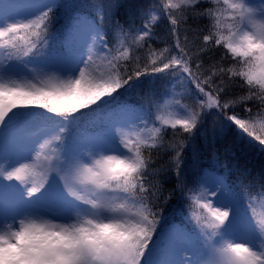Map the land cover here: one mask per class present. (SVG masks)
Returning <instances> with one entry per match:
<instances>
[{
  "label": "snow or ice",
  "instance_id": "snow-or-ice-1",
  "mask_svg": "<svg viewBox=\"0 0 264 264\" xmlns=\"http://www.w3.org/2000/svg\"><path fill=\"white\" fill-rule=\"evenodd\" d=\"M202 3L212 6L196 11ZM122 4L0 3V264H264L251 194L264 196V169L251 176L230 149L201 166L196 143L234 129L264 146V0H148L125 23ZM189 15L209 23L182 32ZM213 48L222 54L205 67ZM146 76L140 103L117 102ZM237 81L245 94L223 98ZM248 103L255 112L236 114ZM154 151L172 154L169 167H154ZM175 192L187 224L159 207Z\"/></svg>",
  "mask_w": 264,
  "mask_h": 264
},
{
  "label": "trees",
  "instance_id": "trees-1",
  "mask_svg": "<svg viewBox=\"0 0 264 264\" xmlns=\"http://www.w3.org/2000/svg\"><path fill=\"white\" fill-rule=\"evenodd\" d=\"M76 4H87L90 2V0H73ZM105 2H109V0H105ZM148 0H123L122 6L115 11V18H118L121 23L126 22V15L125 10L126 8L131 9L135 11L138 5L147 3ZM212 5L202 3L200 4L196 11H202L206 7H211ZM80 11H84V9H80ZM107 21V18H106ZM68 23V19L61 10L58 15V19L56 22V27L58 29H63V26ZM110 23V22H109ZM142 23V21L137 18L136 24L139 26ZM167 21L164 20L160 27L156 29L157 32L163 31L164 25H166ZM209 21L207 19H194L191 15H189L187 25L181 24V31L190 26L191 28H200L208 25ZM109 24L106 23V27H108ZM206 34V33H204ZM188 37L190 41H193L192 44H190V47L199 48L201 47L200 39L193 40V34L191 31L188 32ZM109 39L111 40V36L109 35ZM172 41L169 39L167 43H161L158 41L152 42V47L154 49H162L164 47H167L169 43ZM112 45L110 44V47ZM222 54V49L219 48H213L209 52L202 54L199 58L203 60L205 67H207L209 64L212 63L213 60H219L220 56ZM211 58V59H210ZM229 61H225V64L227 65ZM151 82V77H142L141 83L137 85L136 87L128 90H121V94L117 96L116 100L118 103H127L129 105L132 104H138L142 101L144 98L145 93L147 92ZM153 87L158 88L159 82H157L156 85H153ZM245 94V91L239 86V82L237 81L235 84L230 86L229 88L225 89V96L223 98H236L238 96H242ZM245 107H250L253 109V112L256 111V105L254 103H248L247 105L241 104L238 108L235 109L236 114L243 116L245 113L243 109ZM84 129H86L89 132H99L102 131V127L100 126V122L97 121L95 123L85 121L83 125ZM167 138L169 140L171 139H186V136L180 135L177 133L175 137H173L171 131L168 132ZM211 138V133H209V139ZM197 145L200 148V165L201 166H207V164L210 162L211 157L214 153L220 154L221 162L228 159L227 156H225L223 153L225 149H230L232 154V160L233 162L239 163V165L243 168H246L250 171L251 176H256L260 174L261 170L264 169V146H261L258 141H253L249 138H240L236 131L234 129L227 130L223 136H220L214 144H206L204 139L200 136L197 137L196 141ZM153 158L155 160L154 167L155 168H161V167H169V160L171 153H159V152H153L152 153ZM185 156L187 157V162L190 165L192 163V157L191 153L185 152ZM166 175L168 177L172 176L171 171L167 172ZM251 176L249 178H251ZM164 177H154L153 182L156 180H163ZM175 180L169 179L166 180L163 183V188L165 189V195L168 194L169 191L174 187ZM251 194L257 198V203L264 202V196H261L256 188H253L251 190ZM161 211L163 212V215L165 218L170 219L174 223H181L185 220H188L187 218V201L183 200L181 198V194L179 192L172 193L171 198L167 200L166 203H160L159 205Z\"/></svg>",
  "mask_w": 264,
  "mask_h": 264
},
{
  "label": "rangeland",
  "instance_id": "rangeland-1",
  "mask_svg": "<svg viewBox=\"0 0 264 264\" xmlns=\"http://www.w3.org/2000/svg\"><path fill=\"white\" fill-rule=\"evenodd\" d=\"M2 2H3V0H0V3H2ZM101 70H103V68ZM0 183H2V181H0ZM256 200H257V198H256ZM253 207L255 210L257 220H260L262 217H264V202H261V203L258 202L257 203V201H256L255 204L253 205ZM187 218H188V216H187ZM187 223H188V220H185V224H187ZM162 258H163V256L157 257L156 259H162Z\"/></svg>",
  "mask_w": 264,
  "mask_h": 264
}]
</instances>
